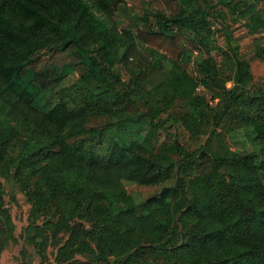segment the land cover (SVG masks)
<instances>
[{
    "label": "trees",
    "instance_id": "16d2710c",
    "mask_svg": "<svg viewBox=\"0 0 264 264\" xmlns=\"http://www.w3.org/2000/svg\"><path fill=\"white\" fill-rule=\"evenodd\" d=\"M262 1L219 3L258 34ZM213 17L208 0H0V177L30 204L17 237L0 182V255L20 238L38 264L49 247L57 264H264V86L225 23L213 58ZM72 73L55 105L35 107ZM182 101L180 124L206 136L194 149L159 143ZM238 130L257 155L225 145ZM125 182L159 191L138 203Z\"/></svg>",
    "mask_w": 264,
    "mask_h": 264
},
{
    "label": "rangeland",
    "instance_id": "374dc122",
    "mask_svg": "<svg viewBox=\"0 0 264 264\" xmlns=\"http://www.w3.org/2000/svg\"><path fill=\"white\" fill-rule=\"evenodd\" d=\"M208 1L215 5L216 10L224 14V18L222 20L219 17L212 18L215 27L214 38L218 48L212 50L211 55L216 62L221 65V53L225 47L224 29L222 28V24L225 23L228 25V28L232 32L234 38L237 40L239 57L248 60L250 63L254 82L264 86V61L255 56V42L258 41L260 43H264V31L258 34H250L244 27L243 21H237L235 17L231 20V13L227 10L224 4L219 3V0ZM261 5L264 6V0L261 2ZM194 56H199V53L196 54V52H194L193 57ZM164 66L167 67V63H165ZM114 71L120 73L126 82L129 81L130 76L125 72L118 61H116ZM159 77V73H154V75H151L147 81H144L141 84L142 87L149 89L151 82L157 81ZM76 78L77 74L72 73L58 85L41 93L34 102L35 107L42 111L49 110L58 102L60 91L65 87L71 86ZM150 78L151 80L149 81ZM227 86L230 87L231 82H228ZM131 87L132 85L129 86L130 89ZM140 108L142 110L145 109L143 105H140ZM183 110L184 103L182 101L172 108L168 115L163 116H169V118L165 120L164 126L159 130V143L164 142L163 144H165V141L170 143L172 140L177 139L185 147L194 149L204 142L206 136H202L200 140H194L193 138H190L189 133L180 124L178 117L180 112ZM102 122L103 120L95 121L97 125H100ZM139 129L140 128L138 126H130L127 130L128 132L131 131V134H134L135 131H138ZM220 136L225 145L231 149H237L251 155H257L259 153L258 145L252 138L251 133L248 131L238 130L231 133L223 132ZM0 182L4 188L5 206L9 210L12 220L15 223V235L18 237L22 228L28 222L30 204L27 202L24 194L20 192L18 185L14 181L8 178L5 179L0 177ZM125 186L128 192L134 196L138 203L144 202L149 196L154 195L159 191V186L140 185L133 182H125ZM21 249H24L23 252H25V255H23V252L20 251ZM47 252L49 254V261L46 264H57L53 259L54 250L49 247ZM38 261L39 259L34 248L28 245H23L20 238H18V244L16 245L13 242H9L0 255V264H38Z\"/></svg>",
    "mask_w": 264,
    "mask_h": 264
}]
</instances>
